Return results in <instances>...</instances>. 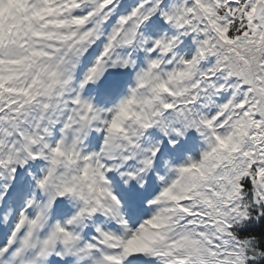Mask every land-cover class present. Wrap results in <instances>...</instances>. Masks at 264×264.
Listing matches in <instances>:
<instances>
[{
	"label": "snow or ice",
	"instance_id": "1",
	"mask_svg": "<svg viewBox=\"0 0 264 264\" xmlns=\"http://www.w3.org/2000/svg\"><path fill=\"white\" fill-rule=\"evenodd\" d=\"M0 264H264V0H0Z\"/></svg>",
	"mask_w": 264,
	"mask_h": 264
}]
</instances>
